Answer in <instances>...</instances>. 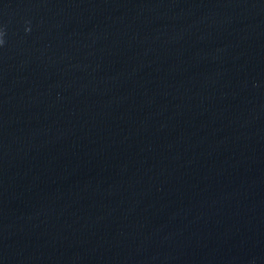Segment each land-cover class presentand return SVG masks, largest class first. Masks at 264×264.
I'll use <instances>...</instances> for the list:
<instances>
[{
    "label": "water",
    "instance_id": "95a60500",
    "mask_svg": "<svg viewBox=\"0 0 264 264\" xmlns=\"http://www.w3.org/2000/svg\"><path fill=\"white\" fill-rule=\"evenodd\" d=\"M0 264H264V0H0Z\"/></svg>",
    "mask_w": 264,
    "mask_h": 264
},
{
    "label": "clouds",
    "instance_id": "9594fccd",
    "mask_svg": "<svg viewBox=\"0 0 264 264\" xmlns=\"http://www.w3.org/2000/svg\"><path fill=\"white\" fill-rule=\"evenodd\" d=\"M3 36V32H0V37H2ZM3 43V40L2 39H0V44H2Z\"/></svg>",
    "mask_w": 264,
    "mask_h": 264
}]
</instances>
